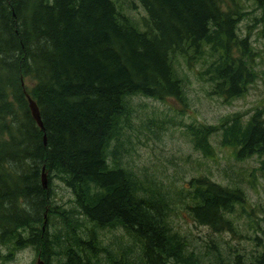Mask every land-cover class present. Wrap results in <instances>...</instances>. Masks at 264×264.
Segmentation results:
<instances>
[{
    "label": "trees",
    "instance_id": "16d2710c",
    "mask_svg": "<svg viewBox=\"0 0 264 264\" xmlns=\"http://www.w3.org/2000/svg\"><path fill=\"white\" fill-rule=\"evenodd\" d=\"M245 1L264 10V0ZM243 13L237 0H0L3 262L30 246L46 264L53 256L64 264H100L101 256L109 264H197L196 251L185 252L186 239L170 227L155 180L122 166L121 156L131 145L135 106L167 99L188 107L182 65L201 67L195 75L208 84V95L227 103L245 95L256 74L248 36L236 31ZM261 114L256 109L245 120L233 114L215 125H188L192 148L211 157L209 139L219 133L236 162L260 157L264 179ZM156 120L145 124L156 126ZM52 179L71 191L72 210L53 204ZM185 191L192 220L213 231L230 230L227 214L246 203L239 184L205 176L191 178ZM49 217L60 228L52 237ZM109 228L127 238L129 248L137 246V261L99 245L96 230ZM252 257L264 264V245Z\"/></svg>",
    "mask_w": 264,
    "mask_h": 264
},
{
    "label": "rangeland",
    "instance_id": "374dc122",
    "mask_svg": "<svg viewBox=\"0 0 264 264\" xmlns=\"http://www.w3.org/2000/svg\"><path fill=\"white\" fill-rule=\"evenodd\" d=\"M237 1L242 4L244 13L236 31L242 37L248 36L249 46L253 50L248 59L253 61L256 83L247 86L244 96L227 103L220 99L222 97L207 94L210 90L208 84L199 81L195 75V72L201 69L199 65L192 70L182 65L187 75L185 95L188 107L167 99H147L142 102L144 105L135 106L136 115L130 119L133 125V130L129 132L131 145L129 148L125 145L128 152L121 156L122 166L131 168L139 177L146 175L147 180L141 177L144 181L155 180L153 182L168 203L167 221H170L169 225L174 233L186 239L188 247L185 252L191 249L196 251L194 254L198 257L197 264H256L252 255L260 252L264 245V179L257 170L260 157L253 156L236 162L229 152L221 147L219 133L210 137L213 154L211 157H205L192 148L191 137L187 131L188 125H215L233 114L241 115L245 120L253 115L256 109L262 110L261 115L264 117V10L257 9L252 2ZM231 4L233 5V2ZM147 118L157 119V125L147 126ZM141 122H144L146 127H140ZM124 132L126 134L125 130ZM198 176L208 177L222 185L234 186L236 183L243 190L245 205L236 206L233 213L227 214L231 224L230 230L224 228L213 231L210 227L192 220L187 208L190 203L186 198L185 186L191 178ZM50 189L54 205L69 210L75 207L71 191L61 182L52 179ZM55 221L58 222V219L53 217L52 224L47 225V237H52L53 232L60 229L57 227L59 222ZM41 227L44 231L45 225ZM96 236L99 245H109L115 256L118 250H123L130 253L131 262L137 261V246L129 248V242H126L128 239L123 240L114 228L98 229ZM255 237L259 239L258 245L254 241ZM39 248L41 249V246ZM4 253L8 255V251L1 249L0 256ZM37 255L38 251L29 246L16 252L9 261L3 262L0 257V264H35L40 257ZM119 259L120 257L116 262ZM125 260L126 258L123 261ZM107 263L109 264L106 257L101 256L100 264ZM47 264L64 262L62 258L53 256Z\"/></svg>",
    "mask_w": 264,
    "mask_h": 264
},
{
    "label": "water",
    "instance_id": "95a60500",
    "mask_svg": "<svg viewBox=\"0 0 264 264\" xmlns=\"http://www.w3.org/2000/svg\"><path fill=\"white\" fill-rule=\"evenodd\" d=\"M27 101H28L29 109H30V112H31V115H32L33 119L37 123L38 127L41 130H44L43 125H42V121H41V118H40V113H39V110H38V107H37L36 103L30 98L29 95H27ZM43 140H44V144H45L46 143L45 142L46 141L45 136H44ZM47 185H48L47 177H46V174L44 173V171L42 169L41 186H42L43 189H46ZM36 264H44V261L41 260L40 258H38Z\"/></svg>",
    "mask_w": 264,
    "mask_h": 264
},
{
    "label": "bare ground",
    "instance_id": "6f19581e",
    "mask_svg": "<svg viewBox=\"0 0 264 264\" xmlns=\"http://www.w3.org/2000/svg\"><path fill=\"white\" fill-rule=\"evenodd\" d=\"M41 259V258H40Z\"/></svg>",
    "mask_w": 264,
    "mask_h": 264
}]
</instances>
